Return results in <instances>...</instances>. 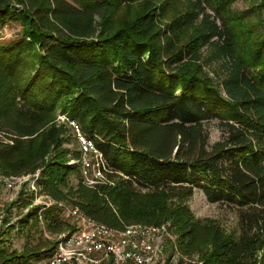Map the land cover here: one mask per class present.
Instances as JSON below:
<instances>
[{"label": "trees", "instance_id": "obj_1", "mask_svg": "<svg viewBox=\"0 0 264 264\" xmlns=\"http://www.w3.org/2000/svg\"><path fill=\"white\" fill-rule=\"evenodd\" d=\"M123 1L128 0L28 3L51 25L48 32L28 31L40 48V99L74 92L70 118L102 152L110 181L116 176L126 188H151L183 199L199 189L208 202L233 207L239 247L251 249V237L264 235V34L250 60L237 54L235 34L220 19L232 0H219L220 7L204 0L213 14L203 0H192L193 12L183 22L198 20V33L181 46L143 16L96 33L93 14L113 13ZM258 8L264 28V0ZM10 10L0 1V21ZM24 43L0 45V97H10L6 92L14 84L8 77L24 58ZM30 83L24 98L32 102L28 96L35 83ZM213 119L222 137L209 144L205 125ZM79 155L76 150L75 160ZM57 170L48 171L41 187L55 200L64 197L55 184ZM91 196L76 203L86 215L110 227L125 226L111 206ZM27 257L0 248V264H27Z\"/></svg>", "mask_w": 264, "mask_h": 264}, {"label": "rangeland", "instance_id": "obj_2", "mask_svg": "<svg viewBox=\"0 0 264 264\" xmlns=\"http://www.w3.org/2000/svg\"><path fill=\"white\" fill-rule=\"evenodd\" d=\"M0 1L9 3L11 9L0 21V45L25 41L24 58L8 77L14 84L6 92L10 97L4 93L0 97V173L21 178L17 189L0 185V248L28 256L27 264H47L51 251L77 225L72 208L94 194L98 202L111 206L125 225L161 221L158 225L165 228L162 243L147 264H264V235L251 237V249L240 248L241 229L233 207L208 202L199 189L183 199L151 188H126L116 176L113 181L95 183L84 179L73 156L79 151L76 131L68 122L72 119L69 98L74 92L59 91L45 101L39 96L40 48L28 31L33 27L48 32L51 25L44 14L30 8L28 3L34 0ZM41 2L37 0L36 5L41 7ZM218 3L220 7L219 0H213L212 5ZM258 3L232 0L220 16L235 34L236 50L241 52L237 54L246 61L253 55L255 41L264 34ZM203 5L207 12L214 13L212 5L205 1ZM190 11L192 0H128L113 13H94L92 23L97 33L103 26L115 30L143 16L152 22L155 31L181 46L198 33V20L183 22ZM200 51L206 52L204 47ZM30 80L29 85L37 81L28 96L32 102L24 98V87ZM217 121L206 122L209 144L222 137ZM54 166L58 167L55 184L63 199H52L41 191L44 176ZM37 251L41 252L38 257L27 255ZM62 264L115 263L110 257L96 254L89 260L71 259Z\"/></svg>", "mask_w": 264, "mask_h": 264}, {"label": "built area", "instance_id": "obj_3", "mask_svg": "<svg viewBox=\"0 0 264 264\" xmlns=\"http://www.w3.org/2000/svg\"><path fill=\"white\" fill-rule=\"evenodd\" d=\"M68 122L76 131L80 152L76 162L82 177L90 183L110 181L107 177L109 167L94 140L82 132L75 120L68 119ZM20 181L19 176L0 173V185L5 189H17ZM71 214L77 225L59 241L47 264H62L71 259L89 260L96 254L112 258L115 264H147L156 254L165 232L163 225L139 222L122 228L110 227L86 215L77 205Z\"/></svg>", "mask_w": 264, "mask_h": 264}]
</instances>
